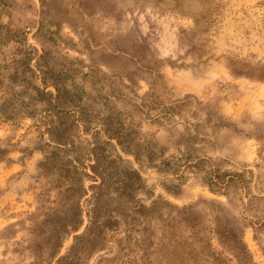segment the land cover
I'll return each mask as SVG.
<instances>
[{
  "label": "rangeland",
  "instance_id": "1",
  "mask_svg": "<svg viewBox=\"0 0 264 264\" xmlns=\"http://www.w3.org/2000/svg\"><path fill=\"white\" fill-rule=\"evenodd\" d=\"M62 257L264 264V0H0V264Z\"/></svg>",
  "mask_w": 264,
  "mask_h": 264
},
{
  "label": "trees",
  "instance_id": "2",
  "mask_svg": "<svg viewBox=\"0 0 264 264\" xmlns=\"http://www.w3.org/2000/svg\"><path fill=\"white\" fill-rule=\"evenodd\" d=\"M57 91V95L53 96L52 94L48 93L49 98H54L55 100H58L60 98V91ZM44 93V92H43ZM47 92H45L46 94ZM49 105L51 108H54L56 106H54L52 104V101L49 100ZM91 144H96L95 142H92ZM95 148V146H94ZM91 153L92 156L94 157V162L95 164L89 166L90 171L92 172V176L90 175H86L89 180H91L92 182L97 183L94 186L90 187V190H96L93 193L92 199H97L100 196V191H104V190H113V188L115 187L116 183H114L115 180H112V178H109L110 175V168L109 166L103 161V163H100V161L97 159V155H96V149L91 148ZM114 163V162H112ZM226 174L223 175H219L217 174V172L214 173V175L209 176V179L207 180V184L209 188H214V187H218L222 181H223V177H225ZM134 179H140V177L138 176V174L136 173H131L130 175H125L121 180L118 181V179H116V182L118 183L117 186V190L119 194H123L128 190V186L129 183H131ZM91 219V218H90ZM91 221V220H90ZM77 224H81V221L79 220V222ZM78 226V225H77ZM79 227H75V231L78 230ZM64 258H60L59 260H57V264H61V262H63Z\"/></svg>",
  "mask_w": 264,
  "mask_h": 264
}]
</instances>
